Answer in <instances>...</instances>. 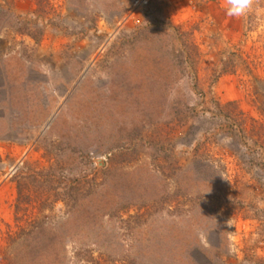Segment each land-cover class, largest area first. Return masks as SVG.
<instances>
[{"label": "rangeland", "instance_id": "obj_1", "mask_svg": "<svg viewBox=\"0 0 264 264\" xmlns=\"http://www.w3.org/2000/svg\"><path fill=\"white\" fill-rule=\"evenodd\" d=\"M115 1L0 0V264L16 231L13 177L52 161L104 170L116 210L64 243L65 264L121 260L130 246L141 264H176L178 245L192 264H264V170L217 131L209 103L264 115V0L239 18L224 0ZM219 187L231 197L213 211L201 197ZM33 201L41 226L67 216Z\"/></svg>", "mask_w": 264, "mask_h": 264}, {"label": "trees", "instance_id": "obj_2", "mask_svg": "<svg viewBox=\"0 0 264 264\" xmlns=\"http://www.w3.org/2000/svg\"><path fill=\"white\" fill-rule=\"evenodd\" d=\"M115 3L116 1L113 0ZM36 44L39 38L29 36ZM214 105L216 119L220 122L217 131L222 132L225 137L228 135L229 140L233 141L238 149H244L245 153L253 154V167H259L264 170V115L261 120L245 116L234 102L220 104L218 101L209 102ZM189 106L184 105L187 110ZM190 112L196 113L198 118H202V123H207L203 115L211 113L210 110H203V113L197 112V105H194ZM264 110V109H263ZM264 113V111H263ZM190 118V117H189ZM209 119L212 120V118ZM187 118H183L186 124ZM209 121V120H208ZM213 121V120H212ZM185 124L183 126L185 127ZM206 131L203 134L208 135ZM211 131V132H212ZM209 135H214L213 133ZM205 138H201L199 148H205ZM205 151V150H204ZM164 155V153H163ZM255 157V158H254ZM163 158V157H162ZM55 162L45 169L19 170L13 177L16 187V201L14 206V220L16 231L7 235L8 251L4 257L5 264H65L67 247L64 243L71 237H79L85 234V231L94 230L99 227L98 218L114 216L112 208L102 192L105 182L101 183L100 170L87 164V170L82 176L79 174H67V169L60 166H53ZM57 165V164H56ZM167 168V167H166ZM170 176H177L182 171V167L177 164L176 167H169ZM61 170V171H60ZM60 171V173L58 172ZM87 173V174H86ZM102 192V194H101ZM34 195V198H32ZM231 193L220 187L213 194H206L201 197L203 200L211 201L213 211H219L227 207L228 198ZM37 200L40 204V212L49 209L55 203H62L66 208V217L58 224H48L41 226L37 221L32 220L27 213V207L33 205ZM109 199V198H108ZM34 202V203H33ZM126 212V208H118L117 212ZM172 253L177 252L171 257V260L178 258L176 264H192L187 259L181 258V252L185 247L176 246ZM130 246L126 252L121 254V260H109L105 264H141L139 256L141 252L130 251ZM90 253L88 256H82L84 261L92 264H100V256L95 257ZM142 254V253H141ZM157 260H161L159 254L154 253ZM80 257L79 252L75 254ZM164 257V256H162ZM175 263V262H174Z\"/></svg>", "mask_w": 264, "mask_h": 264}, {"label": "clouds", "instance_id": "obj_3", "mask_svg": "<svg viewBox=\"0 0 264 264\" xmlns=\"http://www.w3.org/2000/svg\"><path fill=\"white\" fill-rule=\"evenodd\" d=\"M253 3L254 0H224L226 14L236 18L244 16L251 9Z\"/></svg>", "mask_w": 264, "mask_h": 264}, {"label": "built area", "instance_id": "obj_4", "mask_svg": "<svg viewBox=\"0 0 264 264\" xmlns=\"http://www.w3.org/2000/svg\"><path fill=\"white\" fill-rule=\"evenodd\" d=\"M148 0H135V4L139 6L146 5Z\"/></svg>", "mask_w": 264, "mask_h": 264}]
</instances>
